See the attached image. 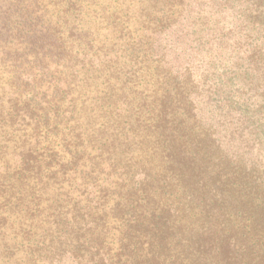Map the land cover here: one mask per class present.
Returning <instances> with one entry per match:
<instances>
[{
	"label": "trees",
	"instance_id": "16d2710c",
	"mask_svg": "<svg viewBox=\"0 0 264 264\" xmlns=\"http://www.w3.org/2000/svg\"><path fill=\"white\" fill-rule=\"evenodd\" d=\"M0 264H264V0H0Z\"/></svg>",
	"mask_w": 264,
	"mask_h": 264
},
{
	"label": "rangeland",
	"instance_id": "374dc122",
	"mask_svg": "<svg viewBox=\"0 0 264 264\" xmlns=\"http://www.w3.org/2000/svg\"><path fill=\"white\" fill-rule=\"evenodd\" d=\"M173 36H174V34H173ZM173 36H172V38H173ZM172 38H171V40H172ZM169 44H170L169 46H172V48H168V54H170L171 52L174 51L177 55L181 56V35L176 36V45L175 44L172 45V43H169ZM170 56H171V59L173 60L174 64L176 63V65H178L181 63V59L176 60L175 59L176 57H174L173 54H171Z\"/></svg>",
	"mask_w": 264,
	"mask_h": 264
}]
</instances>
